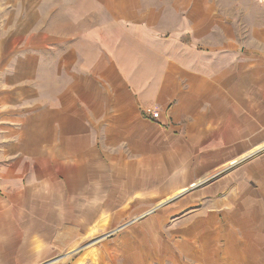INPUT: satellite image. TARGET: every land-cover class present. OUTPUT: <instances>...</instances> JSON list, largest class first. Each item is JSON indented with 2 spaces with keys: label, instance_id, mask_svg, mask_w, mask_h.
Returning <instances> with one entry per match:
<instances>
[{
  "label": "crops",
  "instance_id": "obj_1",
  "mask_svg": "<svg viewBox=\"0 0 264 264\" xmlns=\"http://www.w3.org/2000/svg\"><path fill=\"white\" fill-rule=\"evenodd\" d=\"M0 12V264H53L86 231L177 194L119 235L110 264H264L263 2Z\"/></svg>",
  "mask_w": 264,
  "mask_h": 264
},
{
  "label": "rangeland",
  "instance_id": "obj_2",
  "mask_svg": "<svg viewBox=\"0 0 264 264\" xmlns=\"http://www.w3.org/2000/svg\"><path fill=\"white\" fill-rule=\"evenodd\" d=\"M4 15L5 13L0 12V42L3 41L5 36H7V34H9V32L12 30H9L4 26ZM259 148L260 147L257 149ZM258 153L259 155L261 153L264 155V144H262V148L259 149ZM239 163L237 162L232 165L225 164L204 175L202 179L200 178L198 181L194 182V186L190 187V190L199 189L200 187L214 183L216 180L231 172L235 166L239 165ZM177 195L168 197L166 200L159 202L154 207H150L151 209H147V211H142L141 213L133 215L127 219H122L116 223L108 225L107 227L105 226L103 229H101V231L98 229L86 231L85 235L83 234L84 236H81V238L78 239V242L75 244L76 246L73 247L72 250L53 252L51 253L52 255L50 260L59 259L53 262V264H110V261L114 256L111 255L109 246L115 242L119 235L125 233L130 228H135L141 223V221H143L155 211L159 210L161 207L171 204L173 201H175ZM97 228H99V226ZM115 229L118 230L115 231Z\"/></svg>",
  "mask_w": 264,
  "mask_h": 264
},
{
  "label": "built area",
  "instance_id": "obj_3",
  "mask_svg": "<svg viewBox=\"0 0 264 264\" xmlns=\"http://www.w3.org/2000/svg\"><path fill=\"white\" fill-rule=\"evenodd\" d=\"M258 1L264 3V0H258ZM144 114L149 116L152 120H157L159 118V113L154 109L147 108L144 110Z\"/></svg>",
  "mask_w": 264,
  "mask_h": 264
}]
</instances>
